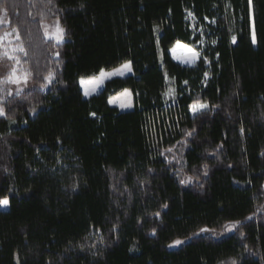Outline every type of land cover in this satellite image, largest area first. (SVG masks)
Listing matches in <instances>:
<instances>
[{"label": "trees", "instance_id": "obj_1", "mask_svg": "<svg viewBox=\"0 0 264 264\" xmlns=\"http://www.w3.org/2000/svg\"><path fill=\"white\" fill-rule=\"evenodd\" d=\"M3 10L0 41L16 34L31 88L11 94L12 62L0 60V264H264V0H0ZM51 21L63 44L45 37ZM179 43L199 53L192 67L174 60ZM125 63L132 75L84 97L80 80ZM126 89L135 108L121 113L109 101ZM233 221L222 239L197 236Z\"/></svg>", "mask_w": 264, "mask_h": 264}, {"label": "rangeland", "instance_id": "obj_2", "mask_svg": "<svg viewBox=\"0 0 264 264\" xmlns=\"http://www.w3.org/2000/svg\"><path fill=\"white\" fill-rule=\"evenodd\" d=\"M0 19L7 21V19L5 17V11L4 10L2 12H0ZM189 21H191V23L193 25L192 27H193V29H195V21L192 20L191 15H189ZM6 24H7V22L0 23V26H5ZM58 26L64 29V27L61 26L59 21L45 22L42 25V27L44 29L45 37L47 39H49V40L53 39L56 43L63 44V42H65L67 40V38H65V34H64L63 40H61V41L57 40L56 34H57V27ZM17 39L18 38H17L16 34L11 32V33H7L0 41L2 44H4L2 47L3 50H2V52H0V54H2L0 56V60L3 61L5 59H7V60H10L12 62V64H9V76H8L7 80H8V83L12 85L11 94H16V95L21 94V93H23L26 90L31 88L30 76H29L26 68L22 65L21 55H20L21 54V51H20L21 47L17 44ZM188 49H192V52H195L196 55L193 56L192 52H189ZM172 56H174V60L176 62H178L179 64L181 63V64H183L185 66H189V67H192L193 65H195L200 59L199 53L192 46L190 47V46H187V45L182 44V43L176 44V46L172 50ZM125 65H128V67H125ZM129 65L131 66V63H128V64L125 63L118 68L112 69L111 71H103L101 74H99V76L97 78H94V79H88V80L82 79L83 83L89 81V85L87 86V89L83 85L84 92L87 93L88 97L90 95H96V93H98V91L101 90V88L106 84L107 81H110L113 78H120V77L127 76L128 74H130L131 70H130ZM6 67H7V64H6ZM17 77L19 79H17ZM25 77H27L26 82H24ZM54 80H55V74H54V79L52 80V82L48 83V81H47V87L43 88V90L44 91L48 90L51 87V85L53 84ZM174 93H175V91H174L173 87H171L169 89V93H168L167 98L169 100L174 99L175 98ZM206 105H208V104H206ZM203 111H205V110H203ZM191 113L194 116V115L198 114L199 112L194 114L193 111L191 110ZM0 116H3V115H0ZM1 209L8 210L9 205L8 206H1ZM256 212H257V214H264V205L260 206ZM233 222H239V221H233ZM233 222H231V223H233ZM231 223L226 224L222 228V230L205 228V229H208L209 231H199L197 236H199V235L209 236V237L212 236L216 239H222V237H225V236L232 234L235 230H237L239 228V225L241 224V222H239L236 225V227H233V228H231V230H228L229 225ZM176 240H180V241H182V243L177 245V244H174V242H173L172 244L169 245L170 249H176L178 247L185 245L188 242L189 238L187 240H184V239H176Z\"/></svg>", "mask_w": 264, "mask_h": 264}, {"label": "snow or ice", "instance_id": "obj_3", "mask_svg": "<svg viewBox=\"0 0 264 264\" xmlns=\"http://www.w3.org/2000/svg\"><path fill=\"white\" fill-rule=\"evenodd\" d=\"M249 5H251V0H249ZM5 22H9V21H4L2 19H0V23H5ZM64 34H65V30L61 27H57V34H56V38L58 41H61L63 40L64 38ZM233 42H235V37L233 38ZM215 43V42H213ZM252 43L255 44L256 43V36H255V32H253V36H252ZM21 52L24 51L23 48L20 49ZM189 52H192V49H188ZM193 56L196 55L195 52H192ZM58 55V53H57ZM125 67H128V65H125ZM14 75V74H13ZM207 73H205V77H207ZM17 79H19L17 77ZM45 80L48 81V83H51L52 80L54 79V73L53 72H49V74L47 76L44 77ZM27 80V77L24 78V82H26ZM81 83H83V80H81ZM47 87V84H44V85H41V88H46ZM87 95V93H85ZM208 105L206 104H193L192 105V111L193 113H197V112H200V111H203L205 109H207ZM33 111H35V109H33ZM0 115H4V109L2 107H0ZM241 131L243 132V129H241ZM189 135H191V133H189ZM204 168L207 169V165L205 164L204 165ZM205 175H207V172L205 171ZM192 180V177H188L187 179H184V180H181L180 182L182 184H185V183H189L191 182ZM75 185L73 186V190H75ZM9 205V200L7 198H3V199H0V206H8ZM164 207H167V205H165ZM156 215L158 216L159 213H156ZM239 222H233L229 225V228L228 230H231V228L233 227H236V225L238 224ZM201 231H209L208 229H201ZM182 241L180 240H176L174 241V244H181ZM233 264H236V261H233Z\"/></svg>", "mask_w": 264, "mask_h": 264}, {"label": "crops", "instance_id": "obj_4", "mask_svg": "<svg viewBox=\"0 0 264 264\" xmlns=\"http://www.w3.org/2000/svg\"><path fill=\"white\" fill-rule=\"evenodd\" d=\"M128 64V63H127ZM130 66V65H129ZM130 74H128L127 76L129 75H132L133 74V70H132V65L130 66ZM125 77V76H123ZM123 77H120V78H123ZM81 85V90H82V93L84 95V97L89 100V98L93 97V96H96L98 95V93H100V91L104 88V86L101 88L100 91H98V93H96V95H90L89 97L87 95H85V92H84V87L83 85L85 86V88L87 89V86L89 85V81L88 82H85V83H81V80H80V83ZM109 105H111V107H115L117 108L121 113H124V112H131L134 110L135 108V104H134V98H133V93H131L130 90L126 89V90H123V92H121L119 95H116L114 97H112V99L109 101Z\"/></svg>", "mask_w": 264, "mask_h": 264}]
</instances>
